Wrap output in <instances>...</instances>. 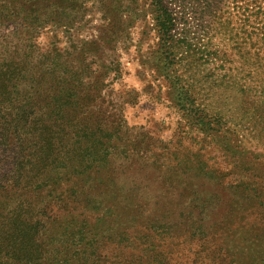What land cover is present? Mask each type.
Returning <instances> with one entry per match:
<instances>
[{"label":"rangeland","instance_id":"obj_1","mask_svg":"<svg viewBox=\"0 0 264 264\" xmlns=\"http://www.w3.org/2000/svg\"><path fill=\"white\" fill-rule=\"evenodd\" d=\"M152 2L0 0V264H264V0Z\"/></svg>","mask_w":264,"mask_h":264},{"label":"trees","instance_id":"obj_2","mask_svg":"<svg viewBox=\"0 0 264 264\" xmlns=\"http://www.w3.org/2000/svg\"><path fill=\"white\" fill-rule=\"evenodd\" d=\"M151 13L154 15V19L156 20L157 27L159 28V33L161 36L166 38L170 36L171 32L176 28V18H174L173 14L169 12L163 4L161 0H153L151 3ZM169 38V37H168ZM1 77L9 78V74L5 71L4 73L0 72ZM56 122V119L53 120V123ZM62 133V129H46L44 132L38 133L40 137L39 140L43 144V153L46 157H48L49 153H53L54 146L56 145V141ZM68 133H66L67 135Z\"/></svg>","mask_w":264,"mask_h":264}]
</instances>
